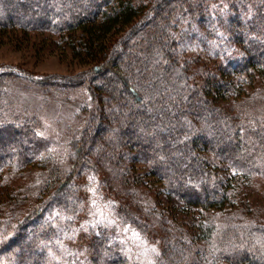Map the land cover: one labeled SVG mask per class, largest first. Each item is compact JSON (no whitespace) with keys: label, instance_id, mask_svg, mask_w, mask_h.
<instances>
[{"label":"trees","instance_id":"obj_1","mask_svg":"<svg viewBox=\"0 0 264 264\" xmlns=\"http://www.w3.org/2000/svg\"><path fill=\"white\" fill-rule=\"evenodd\" d=\"M2 41L86 68L0 64V264H264V0H0Z\"/></svg>","mask_w":264,"mask_h":264},{"label":"rangeland","instance_id":"obj_2","mask_svg":"<svg viewBox=\"0 0 264 264\" xmlns=\"http://www.w3.org/2000/svg\"><path fill=\"white\" fill-rule=\"evenodd\" d=\"M33 48L34 47L31 44H23L18 46L15 45L14 42L8 43L2 41L0 42V64L19 66L26 71L39 74L57 75L73 74L86 68L84 64L77 62L68 54L61 52L60 50H57V52H49L48 48H43L45 50L40 49L34 52ZM82 94L85 96L84 93ZM78 95H73L74 97H72L71 100L68 99L67 103L61 102V100H59L55 103L52 102V107L50 108L44 106L45 109H43V123L45 125L46 131L44 134H42V137L45 138L43 142L44 145L46 144L45 146L51 143L50 147L56 150L58 149V152H62L61 147L63 146V143L61 142L60 144L59 142L61 131L63 129V125L66 124V121H71L73 116L79 111L78 108L80 107L79 105L81 102V96ZM84 99L86 100L87 96H85ZM23 139L24 136L21 133L16 132L12 140L8 138L3 140V142L5 141L4 144H6L4 148L8 150L13 146L21 145L24 142ZM138 168L146 172L148 171L147 168L143 165H138ZM38 172H40L39 169H37L36 167H32V169L30 170L31 175L27 176V178L30 180L36 178L38 176ZM146 178L155 189L159 186V183L153 176L147 175ZM91 185V188H93L94 184ZM90 194H92V191H90ZM105 196V193H101V197ZM158 197L163 203L168 205V207H171L179 216L189 215L192 211L191 207L182 205L172 195H169L164 191L158 192ZM100 204L103 203L101 202ZM128 237L132 238L131 240H128L127 243L133 249L136 256L138 255V253L144 255L149 251L148 245L151 241L146 239V237L141 236V234H139L137 231H133L131 233V236ZM130 253H132V251Z\"/></svg>","mask_w":264,"mask_h":264}]
</instances>
